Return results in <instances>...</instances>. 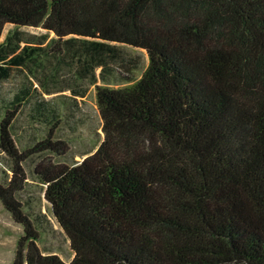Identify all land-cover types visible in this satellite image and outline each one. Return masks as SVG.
<instances>
[{
	"label": "trees",
	"instance_id": "16d2710c",
	"mask_svg": "<svg viewBox=\"0 0 264 264\" xmlns=\"http://www.w3.org/2000/svg\"><path fill=\"white\" fill-rule=\"evenodd\" d=\"M7 23L0 203L22 227L9 264H264V0H0V37ZM125 46L147 54L137 79L144 56ZM92 86L96 150L36 160L66 151L54 129ZM21 117L47 136L24 129L21 149ZM31 182L40 197L23 199ZM42 201L68 261L37 244L53 229Z\"/></svg>",
	"mask_w": 264,
	"mask_h": 264
},
{
	"label": "rangeland",
	"instance_id": "374dc122",
	"mask_svg": "<svg viewBox=\"0 0 264 264\" xmlns=\"http://www.w3.org/2000/svg\"><path fill=\"white\" fill-rule=\"evenodd\" d=\"M14 26L10 23L4 25L0 41H2L8 30ZM21 30L31 34H44L46 31L41 27H21ZM53 36V33H50ZM126 50L132 55L142 54L144 61L140 68L134 72L135 78H139L148 64V57L144 50L135 48L132 46H125ZM3 92L9 95L12 90L11 83H4L2 85ZM71 115V116H70ZM70 116V117H69ZM69 116L65 117L59 122L56 129H54L52 140H61L65 143L64 149L66 150L63 154L57 155L56 153L43 152L38 154L35 158L46 163L61 164L66 163L68 165L74 162L82 161L85 156L84 153L95 151L99 146L100 142L104 139V132L101 129L102 119L100 117L99 108L96 99L95 87H91L85 97L79 99L77 107L73 108V111L69 113ZM69 117V118H68ZM22 123V134L19 135L17 140L23 142L19 144L20 148L29 146L32 138H27L28 134H24V129L28 133L32 132V136L37 140L45 138L48 134L47 126L31 124L27 117H21ZM34 160V159H33ZM33 163L28 161L25 169L28 171L32 168ZM27 194H23L22 198L25 199L28 195L34 196L35 199L40 197L41 186L36 182H31L26 186ZM37 204V200H36ZM43 210L47 213L48 218L51 221L52 228L48 227L45 233H41L40 240L37 244L43 246H54L60 247L61 251L58 252L60 257L68 261L72 257V251L69 246V240L65 233L56 223L51 213L48 212L47 203L42 201ZM49 226V225H48ZM22 234V227L15 223L11 215L3 208L0 203V264H9L15 253V248L19 237Z\"/></svg>",
	"mask_w": 264,
	"mask_h": 264
}]
</instances>
